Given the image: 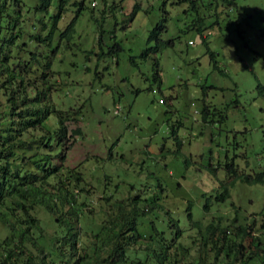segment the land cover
Wrapping results in <instances>:
<instances>
[{
    "label": "rangeland",
    "instance_id": "1",
    "mask_svg": "<svg viewBox=\"0 0 264 264\" xmlns=\"http://www.w3.org/2000/svg\"><path fill=\"white\" fill-rule=\"evenodd\" d=\"M44 4L0 0V134L9 116H42L40 125L56 129L45 116L58 121L54 111L60 112L67 138L52 164L80 174L77 189L96 210L103 193H113L158 198L177 213L189 201L196 218L228 186L227 166L242 178L264 172V0H198L196 10L172 0ZM198 17L202 36L187 27ZM28 79L50 86V94L26 87L18 99V86ZM33 136L38 131L21 138ZM11 160L0 156V177ZM228 190L223 225L234 217L231 206L239 207L238 217L254 220L253 236L260 239L264 184L238 180ZM167 220L161 213L155 224ZM6 233L0 224V239ZM181 238L194 258L198 239ZM206 249V264H224L219 255L213 260L210 244Z\"/></svg>",
    "mask_w": 264,
    "mask_h": 264
},
{
    "label": "trees",
    "instance_id": "2",
    "mask_svg": "<svg viewBox=\"0 0 264 264\" xmlns=\"http://www.w3.org/2000/svg\"><path fill=\"white\" fill-rule=\"evenodd\" d=\"M42 1L46 7L49 0ZM182 1L190 2L193 10L198 8V0H172V3ZM136 9L134 3L132 16ZM59 17L57 13L53 26ZM202 23L198 17L187 27L202 36ZM209 58L215 63L212 52ZM213 67L216 68V63ZM27 83L18 86V99L28 94L26 87L31 91L34 86L37 96L50 94V86L46 89L44 83L29 79ZM11 112L15 114L14 110ZM54 115L58 121L54 116H45V122L52 118L56 129L40 125L42 116H9L2 131L5 135L0 134V156L12 158L0 177V224L7 230L0 239V264H206L209 244L215 261L219 255V261L224 264H264V223L259 225V239L253 236L255 221L247 223L246 217H238L239 207L230 203L234 217L227 225H223L229 220L225 217L227 213L222 214L220 209H227L224 202L229 198L228 187H233L238 180L264 184V172L242 178L232 165L227 166L228 173H232L228 186L209 197L196 218L189 201L183 212L177 213L165 209L167 206L158 198L119 199L113 193H103L96 210L92 198L77 189L82 180L80 174L63 170L61 164H52L57 155L54 150L66 137L60 112L54 111ZM34 130L38 131V137L21 138ZM47 131L54 133L45 136ZM72 133L80 134V129L75 128ZM28 164L40 174L30 170ZM156 212L158 215L153 219L146 217ZM161 213L168 216L167 226L155 224ZM209 213L207 223L203 224V216ZM182 236L198 239L194 258L191 248L183 246Z\"/></svg>",
    "mask_w": 264,
    "mask_h": 264
},
{
    "label": "clouds",
    "instance_id": "3",
    "mask_svg": "<svg viewBox=\"0 0 264 264\" xmlns=\"http://www.w3.org/2000/svg\"><path fill=\"white\" fill-rule=\"evenodd\" d=\"M92 5H94V2H92Z\"/></svg>",
    "mask_w": 264,
    "mask_h": 264
}]
</instances>
